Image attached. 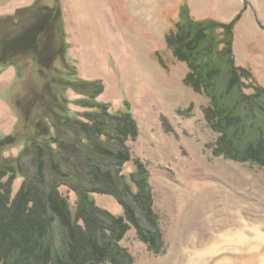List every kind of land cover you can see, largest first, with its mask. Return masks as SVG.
Segmentation results:
<instances>
[{
	"label": "trees",
	"instance_id": "1",
	"mask_svg": "<svg viewBox=\"0 0 264 264\" xmlns=\"http://www.w3.org/2000/svg\"><path fill=\"white\" fill-rule=\"evenodd\" d=\"M46 1L0 19L17 28L30 19L0 40V65L17 72L11 104L18 114L13 132L0 137V263L133 264L122 243L132 226L150 250L164 245L150 169L130 145L140 135L138 120L129 103L112 110L100 99L102 79L78 75L66 58L61 1ZM241 16L196 19L184 2L166 44L187 65L184 83L209 98L205 116L220 134L214 154L264 168V85L237 62ZM19 144L17 155H6ZM63 188L76 194L75 211ZM94 193L114 196L123 213L100 206Z\"/></svg>",
	"mask_w": 264,
	"mask_h": 264
},
{
	"label": "rangeland",
	"instance_id": "2",
	"mask_svg": "<svg viewBox=\"0 0 264 264\" xmlns=\"http://www.w3.org/2000/svg\"><path fill=\"white\" fill-rule=\"evenodd\" d=\"M181 1L63 0L67 60L77 67L80 77L104 81L100 99L110 102L112 110L129 103L140 127L138 139L130 141L132 152L151 172L163 249L150 250L134 226L122 243L134 256L133 264H264V168L213 152L220 134L205 116L209 98L184 83L187 65L166 44ZM100 7L107 26L98 25L92 36L94 28H82L81 21L97 18ZM21 22L12 29L0 23V40L22 30L30 19ZM236 39L242 56L253 64L264 85V38L248 41L237 33ZM9 67L14 66L0 65V69ZM16 79L17 72L0 79L2 101L13 104L11 85ZM70 96L78 97L73 91ZM12 108L11 122L0 119V126H11V132L18 122ZM3 133L0 129V137ZM22 148L23 144L9 148L6 155H17ZM31 164L27 161L26 167ZM128 166L133 168L131 162ZM22 181V177L15 181L14 192ZM63 192L75 211L76 194L67 188ZM92 197L100 206L123 213L114 196L94 193Z\"/></svg>",
	"mask_w": 264,
	"mask_h": 264
},
{
	"label": "crops",
	"instance_id": "3",
	"mask_svg": "<svg viewBox=\"0 0 264 264\" xmlns=\"http://www.w3.org/2000/svg\"><path fill=\"white\" fill-rule=\"evenodd\" d=\"M35 1L36 0H0V19H5L14 15L18 9L31 6ZM60 1L63 7V20L64 23H67L66 8H64L63 0ZM182 2H186L188 4L192 16L196 19L214 18L220 21L230 22L238 13L242 12V16L236 26L234 38V50L236 59L237 62L241 65H251V68L253 69L255 74H257L253 64H251V62L247 58L245 59L242 56V49L241 47L238 48V43H236V35L237 33L238 35L240 33L241 35H244L248 39V41H257L258 37L264 38V30L261 29L262 25L260 24L262 23L264 25V0H182L180 4L177 5L178 10ZM89 10L92 11V9L90 8ZM98 14L99 16L97 18L86 19L85 16H82L86 20L79 19L80 21L82 20V28H94V32L92 31V36H95V27L100 25L101 27L105 28L107 26L106 15L103 13L101 7L98 10ZM76 17L79 18L77 15ZM4 23L7 28H15V23L11 20H8ZM15 74L16 69H14V67H9L7 69L1 68L0 79L6 80L7 76L13 77ZM13 84L11 85L12 87ZM2 99H4V97L0 96V119L3 120L5 118L7 120L8 118V122H11V102H9L8 100L2 101ZM13 119V123H15L17 120L16 113ZM0 129L4 131L3 134H8L7 132H11L12 130L11 126L5 128L2 125L0 126Z\"/></svg>",
	"mask_w": 264,
	"mask_h": 264
}]
</instances>
